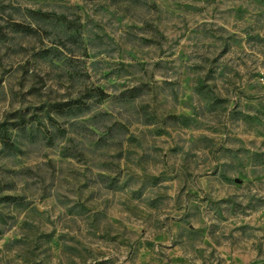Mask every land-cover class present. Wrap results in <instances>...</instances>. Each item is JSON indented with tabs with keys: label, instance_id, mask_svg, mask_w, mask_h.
<instances>
[{
	"label": "rangeland",
	"instance_id": "1",
	"mask_svg": "<svg viewBox=\"0 0 264 264\" xmlns=\"http://www.w3.org/2000/svg\"><path fill=\"white\" fill-rule=\"evenodd\" d=\"M6 116L0 264H264V0H0Z\"/></svg>",
	"mask_w": 264,
	"mask_h": 264
},
{
	"label": "trees",
	"instance_id": "2",
	"mask_svg": "<svg viewBox=\"0 0 264 264\" xmlns=\"http://www.w3.org/2000/svg\"><path fill=\"white\" fill-rule=\"evenodd\" d=\"M85 102L82 98H74L68 100V105L64 108L68 114L77 115L84 112ZM28 124L24 123L21 116H6L0 121V155L14 157L21 153V139L23 136L20 134Z\"/></svg>",
	"mask_w": 264,
	"mask_h": 264
}]
</instances>
